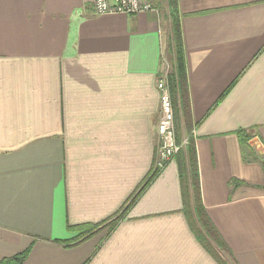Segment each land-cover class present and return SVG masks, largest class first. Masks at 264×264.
<instances>
[{
  "label": "crops",
  "instance_id": "0c3cea01",
  "mask_svg": "<svg viewBox=\"0 0 264 264\" xmlns=\"http://www.w3.org/2000/svg\"><path fill=\"white\" fill-rule=\"evenodd\" d=\"M178 3L202 202L225 261L264 264V0ZM168 61L166 0L137 15L0 0V264H221L182 211L177 159L111 234L74 229L115 215L156 171Z\"/></svg>",
  "mask_w": 264,
  "mask_h": 264
},
{
  "label": "trees",
  "instance_id": "16d2710c",
  "mask_svg": "<svg viewBox=\"0 0 264 264\" xmlns=\"http://www.w3.org/2000/svg\"><path fill=\"white\" fill-rule=\"evenodd\" d=\"M171 21V54L173 57V69L168 75V85L171 92L172 104L175 114L176 137L178 144L187 141L180 153L176 156L179 168L181 193L183 200V213L189 227L198 242L221 264H229L225 256H230V251L221 239L217 229L207 215L202 202L199 168L195 148V138L189 100V83L187 73V61L183 42L181 18L178 0H166ZM242 143H247L249 137L239 132ZM264 171V161L262 163ZM158 171L151 172L140 189L134 193L125 205L112 217L98 225L79 226L74 228L81 231L79 241L84 240L103 227L111 234L127 217L132 207L137 203L145 190L158 177ZM233 185L240 182L234 180ZM264 190V186L262 187ZM27 253L22 254L2 264H22L27 258ZM225 254V255H224Z\"/></svg>",
  "mask_w": 264,
  "mask_h": 264
},
{
  "label": "built area",
  "instance_id": "2783aa9c",
  "mask_svg": "<svg viewBox=\"0 0 264 264\" xmlns=\"http://www.w3.org/2000/svg\"><path fill=\"white\" fill-rule=\"evenodd\" d=\"M91 3L96 15H137L159 12V0H87ZM168 71L162 70L157 89L160 94L161 117L157 124L158 149L155 170L163 171L186 146L187 141L178 144L175 127V114L168 85Z\"/></svg>",
  "mask_w": 264,
  "mask_h": 264
},
{
  "label": "rangeland",
  "instance_id": "374dc122",
  "mask_svg": "<svg viewBox=\"0 0 264 264\" xmlns=\"http://www.w3.org/2000/svg\"><path fill=\"white\" fill-rule=\"evenodd\" d=\"M159 1H160V2H164V0H159ZM168 62H169V64L165 62V64H164V68H163V71H164V70H167L168 73L170 74L171 71H172V69H173V64H170V61H168ZM169 74H168V75H169Z\"/></svg>",
  "mask_w": 264,
  "mask_h": 264
}]
</instances>
